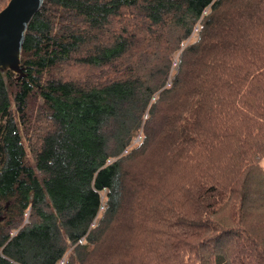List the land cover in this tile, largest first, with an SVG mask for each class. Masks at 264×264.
Returning <instances> with one entry per match:
<instances>
[{
    "label": "trees",
    "instance_id": "trees-1",
    "mask_svg": "<svg viewBox=\"0 0 264 264\" xmlns=\"http://www.w3.org/2000/svg\"><path fill=\"white\" fill-rule=\"evenodd\" d=\"M20 65L0 264H264V0H44Z\"/></svg>",
    "mask_w": 264,
    "mask_h": 264
},
{
    "label": "water",
    "instance_id": "water-1",
    "mask_svg": "<svg viewBox=\"0 0 264 264\" xmlns=\"http://www.w3.org/2000/svg\"><path fill=\"white\" fill-rule=\"evenodd\" d=\"M44 0H9L0 11V71L24 76L20 65L27 27Z\"/></svg>",
    "mask_w": 264,
    "mask_h": 264
},
{
    "label": "rangeland",
    "instance_id": "rangeland-1",
    "mask_svg": "<svg viewBox=\"0 0 264 264\" xmlns=\"http://www.w3.org/2000/svg\"><path fill=\"white\" fill-rule=\"evenodd\" d=\"M8 1L9 0H7V3H8ZM6 6V5H5ZM195 38V35H193L192 36V39H194ZM175 59H176V57L174 58V61H175ZM175 65H176V63H174L173 64V67L175 68ZM14 75H16V74H14ZM140 132L137 134V137L135 138V141H136V143H138L139 141H140ZM25 219H26V217H25ZM4 221V215L3 214H1L0 215V223H2ZM63 262H60L59 264H62Z\"/></svg>",
    "mask_w": 264,
    "mask_h": 264
}]
</instances>
